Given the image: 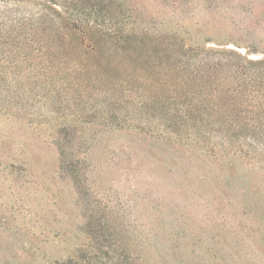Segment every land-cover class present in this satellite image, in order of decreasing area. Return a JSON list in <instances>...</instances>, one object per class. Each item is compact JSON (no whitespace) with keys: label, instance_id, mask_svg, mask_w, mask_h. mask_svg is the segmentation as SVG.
I'll list each match as a JSON object with an SVG mask.
<instances>
[{"label":"rangeland","instance_id":"1","mask_svg":"<svg viewBox=\"0 0 264 264\" xmlns=\"http://www.w3.org/2000/svg\"><path fill=\"white\" fill-rule=\"evenodd\" d=\"M108 8L110 30L134 23L264 57V0H110ZM42 37L53 47L51 30ZM91 60L97 68L86 72L73 62L5 71L0 264H264V140L241 151L153 138L161 109L101 85L99 53Z\"/></svg>","mask_w":264,"mask_h":264},{"label":"trees","instance_id":"2","mask_svg":"<svg viewBox=\"0 0 264 264\" xmlns=\"http://www.w3.org/2000/svg\"><path fill=\"white\" fill-rule=\"evenodd\" d=\"M109 1L0 0V83L7 80V68L19 65L54 72L73 62L78 72L95 70L91 58L99 53L101 85L126 87L144 95L141 106L161 109L153 138L177 144L184 136L213 146L220 140L219 146L241 151L262 145L264 57L254 60L184 38L179 42L176 34L138 29L134 23L110 30L102 24L116 21ZM26 4L28 10L17 9ZM48 30L53 47L42 37ZM70 48L80 56L70 58ZM119 55L126 62H117Z\"/></svg>","mask_w":264,"mask_h":264}]
</instances>
